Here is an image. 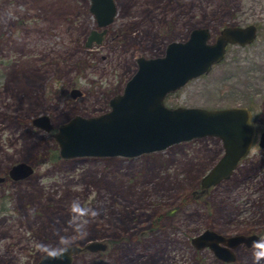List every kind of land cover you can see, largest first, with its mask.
I'll return each instance as SVG.
<instances>
[{
    "label": "rangeland",
    "instance_id": "374dc122",
    "mask_svg": "<svg viewBox=\"0 0 264 264\" xmlns=\"http://www.w3.org/2000/svg\"><path fill=\"white\" fill-rule=\"evenodd\" d=\"M88 1L0 0V264H34L41 253L37 243L56 246L64 235L75 236L76 244H108L75 254L70 264H256L252 245L234 247V260L226 263L207 247L194 249L190 237L210 228L264 239V151L257 144L264 124V60L258 52L255 71L245 70L242 59L230 63L225 57L163 99L176 107L251 106L256 131L248 153L230 176L202 193L193 191L222 155L217 137L137 157L61 159L51 134L74 114L103 113L107 99L133 74L137 55L160 54L166 42L185 39L194 26H208L212 40L233 16L261 24L249 52L263 47L264 0H115L108 33L89 49L83 40L95 21ZM114 32L118 38H111ZM71 87L81 96L69 97ZM41 113L51 131L31 124ZM17 161L29 163L32 174L10 179L7 169ZM74 200L99 213L83 218L82 236L69 227Z\"/></svg>",
    "mask_w": 264,
    "mask_h": 264
},
{
    "label": "water",
    "instance_id": "95a60500",
    "mask_svg": "<svg viewBox=\"0 0 264 264\" xmlns=\"http://www.w3.org/2000/svg\"><path fill=\"white\" fill-rule=\"evenodd\" d=\"M115 0H89L88 11L95 27L88 30L83 46L101 43L106 25L116 14ZM208 27L194 26L185 39L169 40L164 51L152 56L138 55L135 68L124 81L120 92L107 100L108 109L93 116L74 114L59 122L52 132L61 159L81 156H124L162 150L172 144L203 136H214L220 140L222 155L203 174L199 188L202 193L208 187L231 175L239 160L248 153L254 142L255 126L251 110L243 105L218 107L168 106L163 102L167 93L176 91L193 77L211 70V66L222 59L227 42L244 43L254 38V25L229 26L219 29L216 38L209 40ZM78 87H71L69 97L80 96ZM31 124L46 131L52 124L46 114H36ZM258 133L257 144L264 151V125ZM10 179H20L32 174V166L17 161L7 169ZM4 175L0 174V182ZM255 232L234 233L224 236L205 228L190 237L195 249L211 250L215 258L227 262L234 260V247L251 246L259 240ZM105 241L88 239L73 243L71 249L60 260H45L40 253L34 264H70L79 252L100 251L107 247Z\"/></svg>",
    "mask_w": 264,
    "mask_h": 264
},
{
    "label": "clouds",
    "instance_id": "9594fccd",
    "mask_svg": "<svg viewBox=\"0 0 264 264\" xmlns=\"http://www.w3.org/2000/svg\"><path fill=\"white\" fill-rule=\"evenodd\" d=\"M72 218L69 222V227L77 236L85 234L84 228L87 221L83 218L95 217L99 213L96 210L84 208L81 206L78 200L72 201L70 205ZM75 236H60L56 246H50L44 243H37L35 246L38 251L43 253V259L45 260H60L71 249L74 243ZM253 255L256 264H259L261 260H264V239L255 240L252 242Z\"/></svg>",
    "mask_w": 264,
    "mask_h": 264
},
{
    "label": "flooded vegetation",
    "instance_id": "af4514ba",
    "mask_svg": "<svg viewBox=\"0 0 264 264\" xmlns=\"http://www.w3.org/2000/svg\"><path fill=\"white\" fill-rule=\"evenodd\" d=\"M236 17V16H235ZM233 18H234V16H233ZM232 18V20L230 21V22H227L226 24H224V25H222V27H224V26H226V25H229V26H246V25H248V24H253L254 25V38L251 40V41H249L248 43L247 42H244V43H236V42H227V43H225V45H224V54H223V57H222V59L223 58H225V57H230L229 58V61L228 62H230L231 63V61H234V60H239V59H242V61H244V63H246L245 65H243V67H245V70H247V71H255V69L257 68V67H260L259 66V62H260V56L263 58V60H264V46L263 47H261V48H257V49H253L252 51H250L249 52V49H250V47H252V46H249L255 39H256V36H257V33H258V31H259V29H260V27H261V24L260 25H258L257 26V24L256 23H254V22H241V21H236V19H233ZM111 23V22H110ZM109 23V24H110ZM107 26H109L108 24L106 25V27H105V31H106V33H104V37L106 36V34L108 33V27ZM206 27H208V26H206ZM221 28V27H220ZM219 28V29H220ZM219 29L217 30V33L214 35V38H216V35L218 34V32H219ZM208 30H209V27H208ZM209 33H210V30H209ZM210 36H211V33H210ZM209 36V37H210ZM103 37V38H104ZM111 38H118V33L117 32H114L112 35H111ZM211 38V37H210ZM209 38V39H210ZM213 38V39H214ZM212 39V40H213ZM103 40V39H102ZM211 40V41H212ZM102 43V42H101ZM93 45V44H92ZM90 48V47H89ZM245 49H246V51H248L249 53H251L252 52V56H250V54L249 53H247V52H245ZM231 50H233V51H231ZM238 50H241V51H243L244 53L242 54V56L240 55H237L236 53H235V51H237L238 52ZM232 52H234V54H235V56H234V54H232ZM257 52L260 54V56H257ZM229 53H230V56H228L229 55ZM262 54V55H261ZM138 56V55H137ZM136 56V57H137ZM236 56H238V58L236 57ZM135 57V58H136ZM234 57H236V59H233ZM221 60V59H220ZM134 62H135V59H134ZM219 62V61H218ZM215 64V63H214ZM217 64V63H216ZM213 65V64H212ZM212 67V66H211ZM240 67V66H239ZM211 69V68H210ZM244 70V71H245ZM241 70H238V68L236 69V72H240ZM80 91H81V94L83 93V91L80 89ZM117 93V92H116ZM81 94H80V96H81ZM115 94V93H114ZM79 96V95H78ZM164 99V98H163ZM108 100V99H107ZM164 102V101H163ZM243 104V106H246L248 109H250L249 108V106H250V104H248V103H246V102H243V103H241V105ZM234 105H240V103L239 104H234ZM240 105V106H241ZM251 107V106H250ZM251 111H252V109H250ZM250 111V112H251ZM251 117H252V113H251ZM252 120H254V118L252 117ZM255 121V120H254ZM254 121H253V123H254ZM264 125V124H263ZM254 126H255V123H254ZM263 127V126H262ZM199 185V184H198ZM226 262V261H225Z\"/></svg>",
    "mask_w": 264,
    "mask_h": 264
},
{
    "label": "trees",
    "instance_id": "16d2710c",
    "mask_svg": "<svg viewBox=\"0 0 264 264\" xmlns=\"http://www.w3.org/2000/svg\"><path fill=\"white\" fill-rule=\"evenodd\" d=\"M55 156V155H54Z\"/></svg>",
    "mask_w": 264,
    "mask_h": 264
}]
</instances>
